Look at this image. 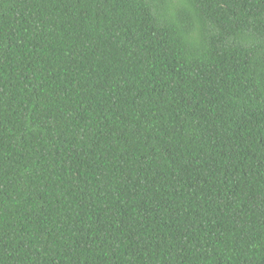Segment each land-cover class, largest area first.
Returning a JSON list of instances; mask_svg holds the SVG:
<instances>
[{
	"label": "trees",
	"instance_id": "1",
	"mask_svg": "<svg viewBox=\"0 0 264 264\" xmlns=\"http://www.w3.org/2000/svg\"><path fill=\"white\" fill-rule=\"evenodd\" d=\"M0 264H264V0H0Z\"/></svg>",
	"mask_w": 264,
	"mask_h": 264
}]
</instances>
